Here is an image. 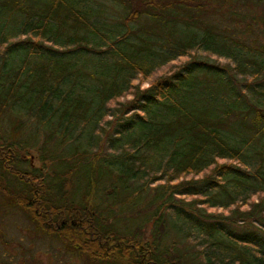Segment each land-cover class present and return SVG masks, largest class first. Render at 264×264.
I'll use <instances>...</instances> for the list:
<instances>
[{
    "label": "trees",
    "instance_id": "obj_1",
    "mask_svg": "<svg viewBox=\"0 0 264 264\" xmlns=\"http://www.w3.org/2000/svg\"><path fill=\"white\" fill-rule=\"evenodd\" d=\"M117 1L119 22L108 24L111 16L99 9L94 19L87 0H0V10L12 6L0 22V119L10 112L18 114L17 120L20 114L33 117L59 141L74 130L106 131L102 120L118 133L107 137L111 145L101 158L80 143L70 149L69 160L57 155L53 144L50 153L49 146H40V167L27 160L29 143L10 135L0 144L1 215L21 211L37 232L60 242L82 264H264V247L239 246L222 222L187 215L171 201L174 193L196 195V202L210 207L211 200L226 193L230 201L220 207L228 210V219L264 224V150L250 144L264 134V107L247 100L248 90L264 97V0ZM102 23L107 25L102 28ZM63 45L89 56L83 68L76 59L59 56L57 47ZM17 48L23 50L20 57ZM199 48L227 58L237 71L249 70L253 80L239 86L229 67L193 57L169 63L170 53L186 55ZM95 51L103 52V73L90 69ZM122 68L139 75V83L119 81ZM88 76L93 82L87 81L86 92L74 93ZM194 77H203L199 86L207 92H194ZM128 94L130 99L119 100ZM112 99L120 114L107 120ZM16 103L23 112L14 111ZM124 113L129 115L122 119ZM141 114L144 122L135 124ZM250 148L260 155L252 167L246 165L253 156ZM143 164L152 171L156 165L154 172H161L165 182L131 188ZM250 178L258 182V199L238 201L231 192ZM204 181L209 190H219L202 198L196 183ZM100 188L104 193L95 202L91 197ZM138 193L146 202L134 211ZM118 199L128 200L132 214L140 217L132 220L133 233L106 219V213L115 215L110 200ZM165 213L178 227L200 230L206 247L216 250L202 255L176 250L169 246L173 241L166 245L170 226ZM147 225L159 227L156 235L153 230L149 238L143 235ZM22 262L39 263L34 257ZM0 264L16 263L0 258Z\"/></svg>",
    "mask_w": 264,
    "mask_h": 264
},
{
    "label": "rangeland",
    "instance_id": "obj_2",
    "mask_svg": "<svg viewBox=\"0 0 264 264\" xmlns=\"http://www.w3.org/2000/svg\"><path fill=\"white\" fill-rule=\"evenodd\" d=\"M85 2V1H84ZM89 2V5L94 9V13L92 14V17L94 19H99L97 12L103 9V14L107 13L109 16H111V19L108 21H105L106 23H115L114 19L119 22L120 15L122 14V10L120 8L119 2L117 0H87ZM12 6H8L7 9H1L0 10V22H3L6 19V15L8 13L9 8ZM16 18H19V15L16 16ZM107 24L102 23L100 24V27H105ZM120 27V26H119ZM26 35L23 34L22 37H25ZM128 40L135 41L134 38L129 37ZM49 45H52V43L49 41L47 42ZM117 45V44H116ZM65 47H57L59 50V56L66 59L68 62H71L72 59L77 60V67L83 68L86 62V57L89 58V56L84 55L82 49L77 48L74 49L72 46L69 45H63ZM120 46V45H119ZM134 49V47H133ZM132 49V50H133ZM17 55L20 57L23 53V50L16 49ZM131 49H127L128 53L132 51ZM76 55V56H75ZM172 59L169 61V63L174 66L177 64L182 63L186 59L195 58L196 61L200 62H207L209 64H219L221 67L226 66L229 67V71L231 74H233L234 78L238 81L239 86L241 85L244 87V84L247 82H250L253 80V78L248 75V72L242 73L240 71L235 70L232 68L233 63H229L228 59L223 56H216L213 54L207 55L206 53H203L202 50L194 49L191 50L186 55H176L174 56V53H170ZM75 56V58H73ZM103 52L101 51H95L93 55H91V61L92 64H90V69L94 71H102V73L107 69V67L104 65L105 59L102 57ZM82 63V64H81ZM173 67H171L172 70ZM174 69V68H173ZM119 81L127 82L129 80H132L134 83H139V75L134 74L133 71L130 70V68H122L120 70L118 75ZM87 81H92L93 79L91 77L86 78V82L81 84V86L76 87V90H74V93L80 94L84 93L87 90ZM205 81H203V77L196 78L194 77V92L196 94H199L201 91H205L204 85L200 87L199 85L204 84ZM147 85V81L140 84L141 87H145ZM208 89L205 91L207 92ZM247 92V100L250 103H256L257 105L264 107V97L263 95H259L256 92H251L248 90ZM233 96V95H232ZM260 97L256 99L255 97ZM132 96L131 94L124 95L120 97L119 100L125 101L127 99H130ZM228 102H230L229 98H226ZM240 103H244V99L241 98ZM244 105V104H243ZM109 108L106 111V119L112 120L115 115H119L118 110V102L115 99H112L109 102ZM19 103L15 104V109L20 110L23 112L22 108ZM221 114V113H220ZM253 114V112H252ZM18 115L17 113H11L5 114L0 119V144L4 142L10 135H17V138L20 140H23L24 142H28V156L27 160L30 161L33 167H40V161H39V148L40 146L44 147L46 150V146H49V150H46L47 153L53 152L52 151V144L54 149H57V155L67 157V160H69V157L67 156L70 152V149L76 144L80 143L81 146L84 148H88L89 153H93L95 157L101 158L104 153L107 152V148L110 147V142L107 139L109 138H115L117 137L118 133L117 130H113L111 126L106 124L105 120L101 121V126L106 131H101L97 127L95 131L92 132L91 135H89L88 129H85L80 134L78 130H74L71 135H68L64 140L59 141V135L55 134L53 136H48L45 130L42 129V126L35 120L33 117H27L24 114H20L19 119H14L15 116ZM128 114L124 113L122 116V119L126 117ZM13 117V118H12ZM233 118V116H231ZM17 121V122H15ZM135 124H139L140 122H144V114H141L139 117H137L135 120H133ZM251 134L249 132L248 136ZM236 137H239L241 135L233 134ZM45 143V146H44ZM250 144L252 148L257 150H264V134L262 136L257 135L255 137L254 141H252ZM115 146V145H112ZM82 147V148H83ZM252 148H250V153L253 156L248 157V163H246L247 166L252 167L257 162L260 161V155H258ZM82 158V157H80ZM222 162L223 160H219ZM147 164V163H146ZM146 164L141 165V171H143L139 178L132 182L133 185L131 188H137L148 185L149 189L152 187H155V185H158L159 183L165 182V176H161V172H154L156 165L154 167L152 166V171L150 168H146ZM155 164V163H154ZM143 169V170H142ZM155 173L158 175L157 177L160 178H154L152 179V175ZM202 176V175H201ZM199 176V177H201ZM197 187H202L201 189V195L202 198H205L210 194L211 192H216L218 189V186L212 188V190H209L207 188V182L202 183H196ZM258 182L256 180H253V178H250L246 180L245 182H241V184L236 188L235 192H231V194L235 197H237L238 201L244 200L245 202H250L258 199L259 190H257ZM110 191L111 189L108 188ZM137 190V189H136ZM219 190V189H218ZM104 190L96 189L95 193L92 195V200L97 202V198L101 195H103ZM134 194V193H132ZM82 195V190L77 192V197ZM139 195V196H138ZM136 197L133 198V200H137L133 202V209L134 211L137 208H141L145 206L146 199L143 194H137ZM136 198V199H135ZM197 198L196 195H193L192 197H185L184 194L178 193L173 194L171 201H174V204L177 205L178 209H183L187 212V215H194L198 216V218H202L203 221L211 220V221H219L222 222L224 226V230L227 234H229L231 237H233L236 240V243H239V246L244 245V243H250L253 245L254 249L257 248H263L264 247V224H260L258 221H248V220H239L240 218H235L233 220L228 219V210L220 207L222 203H226L230 201L228 194L220 193L216 198L215 201L211 200L210 207L206 206L205 204L196 202L195 199ZM131 200V199H130ZM109 201V200H108ZM128 200H110L113 211H115V215L106 213V219L108 220H115L117 225L122 227L127 232L135 231L136 223H134L132 220H138L140 217H136L135 214H132L131 207L127 203ZM105 204L104 206H106ZM231 206H233L231 204ZM207 208V209H205ZM106 211V210H105ZM108 212V211H106ZM0 211V226L1 230L3 232V240L4 242L0 241V258L3 259H10L11 261L15 262L16 264H19V262L23 261L27 262L32 258H36L37 261L40 264H82L81 260L71 255L70 253L65 252L64 248L62 247L61 243L47 237L46 235H42L41 233L37 232L35 227L28 223L25 216L21 211L11 209L6 213H3L1 215ZM142 214V213H141ZM255 213L251 215L253 217ZM117 216V218H115ZM143 217V214L142 216ZM166 221H168V224L170 227H167L168 229V245L170 242L173 241V245H170V247L174 246L176 250H179L181 252H187L188 253H200L206 254L211 251H215L216 248L214 247H206L208 245V242L203 237V233L195 228H188L186 225L182 227H178L177 222L174 220L173 215H169L168 213H165ZM115 218V219H114ZM144 231L143 235L146 238H149L152 236L151 231L153 230L154 234L156 235V231L159 229V227H154L147 225L143 226ZM202 228V227H201ZM156 229V231H154ZM202 233V234H200ZM247 237L245 239L244 237ZM38 263V264H39Z\"/></svg>",
    "mask_w": 264,
    "mask_h": 264
}]
</instances>
